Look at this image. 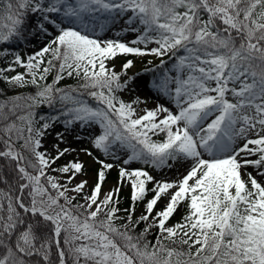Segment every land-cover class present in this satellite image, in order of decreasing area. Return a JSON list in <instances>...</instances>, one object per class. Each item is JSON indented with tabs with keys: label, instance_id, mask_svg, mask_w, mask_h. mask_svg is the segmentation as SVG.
I'll use <instances>...</instances> for the list:
<instances>
[{
	"label": "snow or ice",
	"instance_id": "6c2138e0",
	"mask_svg": "<svg viewBox=\"0 0 264 264\" xmlns=\"http://www.w3.org/2000/svg\"><path fill=\"white\" fill-rule=\"evenodd\" d=\"M0 82V264H264V0H0Z\"/></svg>",
	"mask_w": 264,
	"mask_h": 264
},
{
	"label": "rangeland",
	"instance_id": "374dc122",
	"mask_svg": "<svg viewBox=\"0 0 264 264\" xmlns=\"http://www.w3.org/2000/svg\"><path fill=\"white\" fill-rule=\"evenodd\" d=\"M120 58L123 59L122 57H120ZM139 63H140V61L137 62V65H138V66H139ZM149 104L151 105V101H149ZM50 142H51V141L49 140V143H50ZM82 158H83V157H82ZM63 162H64V161L61 160V163H63ZM92 170H93V169H92V166H89V168H88L89 176H88L87 178L89 179L90 183H91V180H92V175H91ZM109 173H117V174H118V170H117L116 168H113V169H111V170L109 171ZM161 174H162V175H168L169 173H168L167 171H165L164 173H161ZM57 175H60V174L57 173ZM116 179H117V178H116ZM116 179H109V180L106 179V181H105V188H107L108 186L114 184L115 181H116ZM121 195H125V196H128V195H129V189L127 188V186L124 187V189H123ZM177 219H179V216L174 217L173 220H172V222L174 223Z\"/></svg>",
	"mask_w": 264,
	"mask_h": 264
},
{
	"label": "trees",
	"instance_id": "16d2710c",
	"mask_svg": "<svg viewBox=\"0 0 264 264\" xmlns=\"http://www.w3.org/2000/svg\"><path fill=\"white\" fill-rule=\"evenodd\" d=\"M17 70H19V69H17ZM49 79H51V75L49 76ZM70 82L71 81L68 78H65V80H63L61 83H70ZM0 87H3V82H0ZM41 108L46 110L45 106H41ZM110 170L107 171L106 179H116L118 174L117 173H109ZM122 196L125 198V199L121 200V204L123 205L126 203L128 196H125V195H122ZM149 239H154V233L149 237Z\"/></svg>",
	"mask_w": 264,
	"mask_h": 264
}]
</instances>
